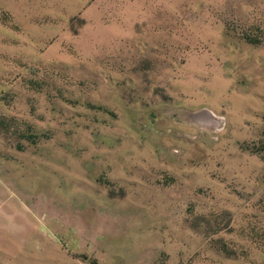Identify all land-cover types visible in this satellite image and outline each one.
Instances as JSON below:
<instances>
[{"label": "rangeland", "instance_id": "1", "mask_svg": "<svg viewBox=\"0 0 264 264\" xmlns=\"http://www.w3.org/2000/svg\"><path fill=\"white\" fill-rule=\"evenodd\" d=\"M0 264H264V0H0Z\"/></svg>", "mask_w": 264, "mask_h": 264}]
</instances>
